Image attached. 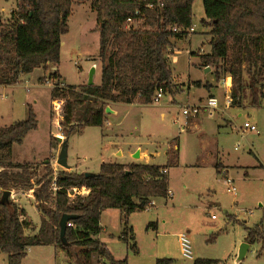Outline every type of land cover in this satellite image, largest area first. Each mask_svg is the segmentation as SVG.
<instances>
[{
  "label": "trees",
  "instance_id": "trees-1",
  "mask_svg": "<svg viewBox=\"0 0 264 264\" xmlns=\"http://www.w3.org/2000/svg\"><path fill=\"white\" fill-rule=\"evenodd\" d=\"M18 1V10L10 12L9 20H0V86L16 85L35 69L57 66L61 36L68 31L72 0ZM193 2L91 0L98 23L95 30L99 36L100 84L80 90L67 86L51 90L52 100H63L60 128L64 141L80 134L90 123L102 124L110 104H151L159 89L163 94H173L172 41L185 35L172 32V28L192 26ZM202 7L205 18L201 24L210 28V51L197 55L200 65L213 67L217 81L222 76L231 78V104L240 105V95L247 87L251 105L259 107L264 99V0H202ZM127 19L134 25H128ZM50 78L57 81L60 77L55 71ZM71 94L78 95V100L71 99ZM37 124L29 105L25 119L0 126V174L20 181L36 178L33 197L42 214L37 231L26 234L31 225L26 213L10 197L3 199L9 188L0 177V252L6 254L7 264H22L27 250L34 246H53L75 259L76 264H95L94 257L101 264H126L125 259L116 261L97 238L101 213L108 209L121 213L118 239L136 253L129 217L149 208L152 199L167 198V169L177 166V150L170 147L163 166L102 163L98 173L87 176L62 170L56 177L58 190L52 192L54 176L49 161L42 162L41 174L32 164L11 161L12 146L20 145ZM73 188H84L88 194L70 199L67 193ZM64 214L76 216L69 221L72 227H66L65 244L59 235V220ZM244 229L245 241L258 243L264 250V224L244 225ZM155 264L174 261L158 258ZM192 264L218 261L196 259Z\"/></svg>",
  "mask_w": 264,
  "mask_h": 264
},
{
  "label": "rangeland",
  "instance_id": "rangeland-1",
  "mask_svg": "<svg viewBox=\"0 0 264 264\" xmlns=\"http://www.w3.org/2000/svg\"><path fill=\"white\" fill-rule=\"evenodd\" d=\"M90 2L72 0L67 20L68 31L61 36L57 66L35 69L22 76L16 85L0 86V95L7 96L5 100L0 99L1 127L25 119L29 105L38 122L36 130L27 133L20 145L13 146L14 161L32 164L41 174L42 162L47 157L46 161L50 162L53 176L56 177L62 170L96 174L102 163L129 161L128 153L137 146L150 152L157 150L154 163L166 164L167 144L177 138L180 158L178 165L169 172V189L173 198L157 199L153 207L133 214L130 225L134 229L138 253L133 254L123 242L115 240L107 247L114 259H125L126 264L128 259L132 260L131 264H151L156 245L159 258H170L174 264H192L193 261L183 259L179 252L177 235L185 233L190 239L194 260H217L219 264H264V250L257 244L250 245L243 259L237 258L245 235L244 225L264 222V99L259 107H253L249 89L244 87L240 105L230 104L231 107L224 109L225 97H230L226 90L229 78L222 76L217 81L213 67H209V73L204 72L201 66L194 65L199 62L198 54L210 51V28L201 24L205 18L202 0H194L192 5L191 27L195 32L191 37L185 36L177 41L172 53L177 59L170 65L175 78L172 96L163 94L158 102L149 105H116L115 113H104L106 120L102 124L90 123L80 134L69 136L67 164L70 169L56 164L61 146L57 138L64 141L60 128L63 101L52 100V86L46 82L50 79L53 85L64 81L65 86L80 90L88 86L89 73L93 68V85L100 84L99 36L95 30L98 23ZM18 7V0H0L1 22H7L10 12L18 10ZM55 71L63 81L61 78L57 81L50 78ZM188 80H200L203 86L189 91L185 89L175 98L179 82L187 85ZM207 81L212 84L210 90ZM224 81L226 85H223ZM208 96H213L218 102V108L212 115L205 112L188 118L182 115L184 107L203 104ZM70 97L78 100L76 94ZM173 97L177 103L173 102ZM57 104H60L59 109H55ZM72 104L76 106V102ZM244 123L254 125L257 132L243 130ZM216 147L225 165L233 168L242 166L231 169L228 174L229 178L234 179L236 197L227 193L224 177L218 175L210 165ZM244 171L248 172L247 176L243 175ZM33 181L35 183L36 178ZM7 187L18 189L10 185ZM23 208L32 226L37 227L40 216L33 203L25 202ZM109 212L118 214V211ZM211 215L215 218L211 219ZM229 217L238 222L228 220ZM105 218L110 229L114 224L118 226V220L113 215H106ZM153 223L156 229L150 225ZM93 262L101 264L96 257ZM0 264H7V256L2 252ZM22 264L76 262L61 250L54 252L48 246H34L27 250Z\"/></svg>",
  "mask_w": 264,
  "mask_h": 264
},
{
  "label": "crops",
  "instance_id": "crops-1",
  "mask_svg": "<svg viewBox=\"0 0 264 264\" xmlns=\"http://www.w3.org/2000/svg\"><path fill=\"white\" fill-rule=\"evenodd\" d=\"M191 37V36H190ZM190 39V38H189ZM180 40H183V39H180ZM209 40V39H208ZM177 41H179L178 39L177 40H173L172 42H173V44H172V53L174 54V50H175V48H176V46H177ZM199 50H201V49H199ZM203 52V51H202ZM196 53L197 52H192L191 54H195L196 55ZM173 54L171 55V57H170V61H171V64H174L176 61H177V59H176V57L175 56H173ZM195 66L197 65V66H201L200 65V60H199V62H198V64H194ZM202 67V66H201ZM202 68H204V72H209L210 71V68H209V71H207V67H202ZM210 73V72H209ZM58 75H59V77L62 79V77H61V75L58 73ZM227 78H229L230 79V77L229 76H227L226 77V79ZM174 77L172 76V84H175L173 81H174ZM231 80V79H230ZM62 81H63V79H62ZM208 82V81H207ZM63 83H64V81H63ZM197 83H198V85H197ZM65 84V83H64ZM179 84H180V87L178 88V93L174 96L175 98L177 97V96H179V95H181V93L186 89L187 91H189L191 88H194V87H202L203 86V83L200 81V80H198V81H190V80H188V82H187V85H185V83H180L179 82ZM193 84L195 85V86H193ZM207 85H208V89L210 90V88L209 87H211L212 86V84L211 83H207ZM226 85V84H225ZM2 87H4V86H2ZM226 90H228L229 91V93H230V88H231V84H230V86H226ZM166 95V94H165ZM172 96V95H171ZM173 97V98H174ZM208 97H213V96H208ZM174 98V100H173V102H175V103H177V100ZM199 100H201V99H199ZM118 104H122V103H114V104H110V107H109V105H108V107H106V108H108L109 110H110V112L109 113H106V114H113V113H115L116 111H115V108H116V105H118ZM134 104V103H133ZM128 105H131V104H128ZM147 105H149V104H147ZM231 106H236V105H234V104H231ZM230 105L228 106V107H226V106H224V109H227V108H229V107H231ZM105 111H106V109H105ZM224 111V110H223ZM105 120H106V116H105ZM174 140H176V142H174ZM177 138H174V139H172V140H170L169 142H168V144H167V148H166V151H165V159H166V162H167V155H166V153H167V151L170 149V147H173V149H175V150H177V152H178V162H179V158H180V154H179V146H178V142H177ZM23 142V141H22ZM14 146V145H13ZM13 146H12V149H13ZM56 150V152H57V149H54V151ZM118 155H120V153H118ZM157 155H158V153H157V150H155L154 152H150V151H148L147 149H145V150H143V149H141L139 146H137L136 148H134L132 151H130L129 153H128V158H129V161H127L126 163H119V164H131V163H134V164H151V165H158V166H163V165H165V164H158V163H154V159L157 157ZM213 158V159H212ZM211 159H210V165L211 166H213V168L215 169V171L217 172V174L218 175H222L224 178L225 177H228V174H229V171L231 170V169H237L238 167H242V166H234V168L232 167V166H229V165H225L222 161H221V152H219L218 151V149H217V147H216V152H215V154H214V157H212ZM46 159H47V157L44 159L45 161V163L47 162L46 161ZM11 161L13 162V163H18V162H16V161H14V159H13V155H12V150H11ZM178 165V164H177ZM69 166V165H68ZM70 167V166H69ZM176 167V166H175ZM171 168H174V167H171ZM171 168H168L167 169V175H168V190H169V192L171 193V191H170V189H169V172H170V169ZM70 169V168H69ZM73 169L71 168V171H72ZM76 173H78V172H76ZM81 173H85V172H81ZM244 174V176H247L248 175V172L247 171H244L243 172ZM221 176V177H222ZM0 177L7 183V185H10L11 187H14V188H18L17 190H15V189H12V188H9V192H10V195H9V197H10V199L12 200V201H14L17 205H18V207L19 208H21V209H24L23 208V204L25 203V202H30L31 204L33 203V205H34V207H35V209L37 210V212H38V214H39V216H40V220H41V218H42V214L40 213V211H38V209L36 208V206H35V202H34V197H33V190H34V188H35V183H34V181H33V179H29V180H26V181H20V180H14V179H10L6 174H0ZM232 181H233V183H234V179H232ZM224 183V182H223ZM173 198V194H171V197H170V199H172ZM157 199H160V198H154V199H152L151 200V205H150V207H153L154 206V202L157 200ZM162 199V198H161ZM167 199V198H166ZM165 204H167V203H165ZM208 206H211L210 204L208 205ZM24 211H25V209H24ZM109 211H118V210H116V209H108V210H105V211H103L102 213H101V216H100V227H101V233L98 235V240L100 241V243H102L106 248L108 247V246H110L111 244H113V242L116 240L117 242H123V241H121V240H119L118 239V237H119V235H120V232H121V229H122V226H121V224H120V218H121V213L118 211V214L116 213V212H109ZM136 213V212H135ZM135 213H132L131 215H130V217H129V225H130V220H131V217L133 216V214H135ZM106 215H107V217L108 216H111V215H113V217L116 219V220H118V226L116 225V224H114V227L112 228V229H110L108 226V223H107V219L105 218L106 217ZM26 219L27 220H29L28 219V217H27V215H26ZM212 219V218H211ZM228 220H230V221H236V220H234V218H232V217H229L228 218ZM29 222H30V227H29V229H27L26 231H32V233H35L36 231H37V229H38V227H39V225L37 226V227H33L32 226V223H31V221L29 220ZM260 222H262L263 224H264V222L263 221H259L258 223H260ZM258 223H256V224H258ZM40 224V223H39ZM154 229H156V225L153 223V224H150ZM253 225H255V224H253ZM252 225V226H253ZM131 227H132V225H130ZM246 226V225H245ZM247 227H251V226H247ZM132 230H133V233H134V229H133V227H132ZM25 231V233L27 234V232ZM244 231H245V229H244ZM188 232V234H189V231H187ZM180 234V233H179ZM134 235H135V233H134ZM177 237H178V235H177ZM245 237H246V231H245V235H244V237H243V242H242V244H247L248 245V249L250 248V244H248L246 241H245ZM136 239V238H135ZM135 242H136V240H135ZM177 242H178V238H177ZM124 244H125V246H126V249L128 250L129 248H128V246H127V244L125 243V242H123ZM241 244V245H242ZM255 244H257V245H259L260 247H261V245L260 244H258V243H255ZM179 246V245H178ZM48 247H50V248H52L53 250H54V252H56L57 250L53 247V246H48ZM158 247L155 245V252H154V257H153V261H152V263L151 264H155V261H156V259H158L159 257V255H158V249H157ZM108 249V248H107ZM248 249H247V251H248ZM109 250V249H108ZM130 250V249H129ZM110 251V250H109ZM131 251V250H130ZM246 251V252H247ZM111 253V252H110ZM138 253V247H137V252L136 253H134L133 252V254H137ZM246 254V253H245ZM245 256V255H244ZM114 258V257H113ZM238 258V257H237ZM244 258V257H243ZM242 258V259H243ZM239 259V258H238ZM116 260V259H115ZM206 260H210V259H206ZM240 260V259H239ZM116 261H121L120 259H118V260H116ZM131 261L132 260H129L128 259V262H127V264H131ZM191 261H194V258H193V260H191ZM215 261H217V260H215ZM102 262V261H101ZM220 263V261H218V264ZM148 264H150V263H148Z\"/></svg>",
  "mask_w": 264,
  "mask_h": 264
},
{
  "label": "built area",
  "instance_id": "built-area-1",
  "mask_svg": "<svg viewBox=\"0 0 264 264\" xmlns=\"http://www.w3.org/2000/svg\"><path fill=\"white\" fill-rule=\"evenodd\" d=\"M149 7H151V5H149ZM127 23H128V25H134V21H132L131 19H127ZM172 32L181 33V34L184 33V35L187 37V36H190L191 34H193L195 31H194L193 27H190L187 29L172 28ZM170 57H171V55H170ZM46 83H49L52 86L51 87L52 90L56 87L64 88V86H65L63 83H60V82H55L52 85L50 79ZM225 84H226V82L224 81L223 85H225ZM162 95H163V92L161 89H159L153 97V103L158 102L161 99ZM6 98H7L6 95H0V99L5 100ZM54 100H56V99H54ZM61 101H63V100H61ZM230 104H231V98L225 97V106L228 107ZM62 106H63V104H62ZM59 107H60V104H57L55 109H59ZM217 108H218L217 100L214 97H208L206 99V102L203 104L192 105V106L189 105V106L184 107L182 109V115L184 117H187V118L189 116H197L201 112H205L209 115H212V112L215 111ZM61 110H62V108H61ZM61 110H60V112H61ZM61 120H62V118H61ZM243 130H249L250 132H257L256 127L254 125L249 124V123H244ZM165 172H166V170L163 171V173H165ZM223 182H224V185L226 187L227 193L231 194L233 197H236V187H235L232 179L229 177H225L223 179ZM51 190H52V192H55L58 190V187H56V176H54L52 179ZM87 194H88V190H86L84 188H81V189L73 188V189L68 191L67 196L70 199H74L76 196L84 197ZM170 197H171V193L168 191L167 198H170ZM211 218L214 219L215 216L211 215ZM67 227H72V224L68 222ZM177 238H178L179 252H180L181 257L185 260H189V261L193 260L194 257H193L191 242H190L188 235L185 233H180V234H178Z\"/></svg>",
  "mask_w": 264,
  "mask_h": 264
},
{
  "label": "water",
  "instance_id": "water-1",
  "mask_svg": "<svg viewBox=\"0 0 264 264\" xmlns=\"http://www.w3.org/2000/svg\"><path fill=\"white\" fill-rule=\"evenodd\" d=\"M207 71H209V68L207 67ZM93 74H94V69L92 68L90 73H89V77H88V86H92L93 85ZM106 113H109L110 110L108 108H106ZM58 142H60L61 146H60V151L56 160V164L58 166H60L61 168L64 169H69L70 167L67 164V142L66 141H62L61 138H57ZM47 163V162H46ZM86 176L89 175V173H84ZM10 195L9 191H5L4 192V197L3 199H7ZM76 216H70V215H62L60 217L59 220V235H60V239L61 241L65 244V231H66V227H67V223L71 220V219H75ZM248 249V245L247 244H242L240 246V250H239V254H238V258L241 260L246 251Z\"/></svg>",
  "mask_w": 264,
  "mask_h": 264
},
{
  "label": "bare ground",
  "instance_id": "bare-ground-1",
  "mask_svg": "<svg viewBox=\"0 0 264 264\" xmlns=\"http://www.w3.org/2000/svg\"><path fill=\"white\" fill-rule=\"evenodd\" d=\"M227 84H228V86H229V84H230V80L228 79V82H227Z\"/></svg>",
  "mask_w": 264,
  "mask_h": 264
}]
</instances>
